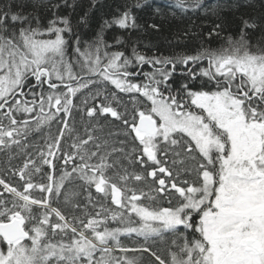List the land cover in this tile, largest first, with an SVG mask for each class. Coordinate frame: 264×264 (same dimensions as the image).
Instances as JSON below:
<instances>
[{"label": "snow or ice", "instance_id": "6c2138e0", "mask_svg": "<svg viewBox=\"0 0 264 264\" xmlns=\"http://www.w3.org/2000/svg\"><path fill=\"white\" fill-rule=\"evenodd\" d=\"M249 6L0 0V264H264V12L224 15Z\"/></svg>", "mask_w": 264, "mask_h": 264}, {"label": "trees", "instance_id": "16d2710c", "mask_svg": "<svg viewBox=\"0 0 264 264\" xmlns=\"http://www.w3.org/2000/svg\"><path fill=\"white\" fill-rule=\"evenodd\" d=\"M105 7H103L99 12L95 14V19H99L101 15H106L109 11H111L110 8L107 7V5L112 4L113 0H103ZM167 0H158V3H166ZM209 4H214L215 0H206ZM242 3L247 4L249 3V0H241ZM81 6L84 8H87L89 0H80ZM251 5L249 7H241L239 10L232 11V12H225L224 15H226L227 19L231 22L230 27L232 29H235L238 24L239 20L238 17H244L247 19L250 16H258L261 14V12H264V6L261 4V0H251ZM80 9H77V12H79ZM143 19H141L140 23L145 24V21L151 23L155 22L153 20H149L148 16L149 14L141 13L140 14ZM205 15L203 12H188L185 13L183 16H180L177 14V18L175 20H171V22H164L163 28L160 32H148L142 36V39L144 40L145 44H155L159 46L161 51L167 52L169 50V42H172L173 44L177 39H183V31L187 29L189 26L193 27V31H195V25H200L201 23H205ZM94 27V25H93ZM208 29L205 28L204 31L206 32ZM87 34L85 35V39L89 38L91 36V32L88 30H84ZM111 35V33H109ZM136 35V34H134ZM189 40L191 41L189 43L188 49L191 50L192 47H194L197 42L199 41V37H189ZM217 42L214 41L212 43V47H216ZM176 51H184L185 49L183 47H177L175 49ZM53 131H55V126L53 127ZM6 159L4 156V153L0 152V168L3 167V161ZM14 163H19V161H14ZM122 243L125 244L128 247H132L131 243H137L139 246L140 241L137 237L133 236L131 238L128 237H122L121 238ZM130 244V245H128ZM168 246V245H165Z\"/></svg>", "mask_w": 264, "mask_h": 264}, {"label": "flooded vegetation", "instance_id": "af4514ba", "mask_svg": "<svg viewBox=\"0 0 264 264\" xmlns=\"http://www.w3.org/2000/svg\"><path fill=\"white\" fill-rule=\"evenodd\" d=\"M168 239H170L169 237H166L165 238V242H158L157 243V245H156V248L160 251V252H163L164 250H165V248L167 247V246H165V245H167V243H166V241L168 240ZM132 245H130V244H128V245H130V246H132V247H136V246H138L137 245V243H131ZM124 245H126V243L124 244ZM145 259L147 260V257L145 256Z\"/></svg>", "mask_w": 264, "mask_h": 264}]
</instances>
